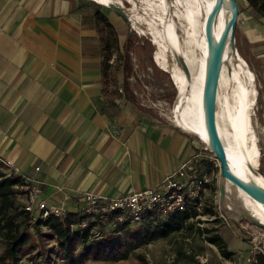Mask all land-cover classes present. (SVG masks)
I'll list each match as a JSON object with an SVG mask.
<instances>
[{"label": "crops", "instance_id": "1", "mask_svg": "<svg viewBox=\"0 0 264 264\" xmlns=\"http://www.w3.org/2000/svg\"><path fill=\"white\" fill-rule=\"evenodd\" d=\"M83 6L89 1L0 0V156L48 205L69 211L86 192L119 197L157 185L198 149L180 127L117 98L120 88L102 90L99 14L91 22Z\"/></svg>", "mask_w": 264, "mask_h": 264}, {"label": "rangeland", "instance_id": "2", "mask_svg": "<svg viewBox=\"0 0 264 264\" xmlns=\"http://www.w3.org/2000/svg\"><path fill=\"white\" fill-rule=\"evenodd\" d=\"M87 1H89V6H83L82 12H86V16H88V11H90L91 22H93L92 16L95 15V12L98 14L103 13L116 32L119 48L125 42L126 37L129 36L127 53L132 67L127 86L130 97L134 100V106L145 117L147 116L157 124H169L180 127L179 129L183 127V131L185 130L188 133L189 131L184 127L180 114L183 113L184 119L189 125L194 126V124L190 119L184 102H181L182 87L179 85L180 97L174 106L175 115H173L172 101L178 88L175 86L170 72L157 63L155 52L158 47L153 43L151 37L146 34V29L151 24L149 20L154 15L152 9L147 6V0H122L125 9L133 11L134 7L136 10L134 11L136 13V23L132 22L131 18L126 16L127 19H125L115 10L102 4L93 0ZM237 1L239 3V12L235 28V46L240 59L247 65L257 84L254 119L262 150L264 146V19L248 5L246 0ZM175 23L177 26L175 32L179 37L181 48L185 51L192 45L186 32L188 25L182 17L178 16L175 17ZM139 28L146 31L140 33ZM186 40L190 43L189 45ZM162 41L164 44V40ZM98 45L100 46L99 41ZM165 53L162 54L165 64L168 66L171 59ZM186 53L189 58H192V53L188 51ZM115 56L116 53L113 57ZM195 76V71L190 72L191 80ZM114 79L117 87L124 80L122 73L118 70L114 71ZM230 92L231 88H229L228 94H231ZM120 96H122V93L118 91L116 97L119 98ZM120 103L122 104V102ZM128 114H133L130 109H128ZM190 135L198 146L197 151L204 152L210 157H205L202 162V168L207 171L208 183L201 200L203 208L209 207L214 214L209 215L205 214L206 212H202L198 218L201 221L199 226L212 228L224 238L227 249L232 252L230 258L226 259L221 256L217 247L208 243L202 235H198L197 232H186V229H183L173 236L157 239L139 247L130 252L125 259L103 261L95 255L98 246L94 244V238L82 241L74 235L68 241L67 250L64 253L51 229L44 226L35 227L30 225L28 227L30 240L28 244L21 248L22 263L183 264L184 261L177 255V251L180 250L187 255L195 256V262L192 264H250V261H247L248 257H252L255 252H264V227L254 223L248 214L238 213L231 208L233 203H239L240 197H236L237 194L232 188H228V192L225 194L226 181L220 174L218 162L213 159V152L210 151L209 147L208 150H203V146L207 147L205 142L192 135V133ZM263 157V155L260 157V165L256 171L264 175ZM226 196L230 200L228 203ZM113 227L109 223H104V225H97L93 230L103 229L107 237ZM1 247L0 243V251ZM138 255H142L144 259L141 260Z\"/></svg>", "mask_w": 264, "mask_h": 264}, {"label": "bare ground", "instance_id": "3", "mask_svg": "<svg viewBox=\"0 0 264 264\" xmlns=\"http://www.w3.org/2000/svg\"><path fill=\"white\" fill-rule=\"evenodd\" d=\"M93 1L113 10L114 8L120 9L125 17L131 18L132 22L136 23V13L134 12L136 10L134 7L133 11L125 9L122 0ZM146 3L152 9L154 15L149 20L151 24L147 21L150 25L146 29L147 31L139 28L140 33L146 31V34L151 37L153 43L158 47L155 52V59L162 68L170 72L172 80H174L176 87L179 89V93V85L182 87V97H180V94L179 97L181 102H184L190 119L194 124V126L189 125L185 121L183 113H181L180 117L184 127L210 148L211 142L206 131L202 101L206 56L208 53L207 27L211 19L210 34L214 41L221 35L224 25L230 17L232 4L224 0L211 18L213 9L220 4V0H147ZM174 8L176 9L174 10ZM177 16L182 17L188 25L186 32L192 45L185 51L181 48L179 37L175 32L177 30L175 17ZM162 40H164V44ZM189 42L186 40L188 45L190 44ZM171 49L177 50L184 57L189 69V76L173 57ZM186 51L192 53V58L187 56ZM164 52L171 59L168 66L164 61L162 54ZM192 71H195L196 76L191 80L190 72ZM229 88H231V94H228ZM256 98L257 84L247 65L240 59L235 42L233 44V42L228 40L223 52L222 68L218 83L216 126L229 167L233 173L245 181H256L264 187V176L255 171L258 166L259 156L254 119ZM173 115H175V107ZM224 180L226 181L225 194L228 192V188H232L238 195L236 197H240L239 203H233L231 208L238 213L248 214L264 224V204L253 199L228 179ZM226 200L227 203L230 201L228 196H226Z\"/></svg>", "mask_w": 264, "mask_h": 264}, {"label": "trees", "instance_id": "4", "mask_svg": "<svg viewBox=\"0 0 264 264\" xmlns=\"http://www.w3.org/2000/svg\"><path fill=\"white\" fill-rule=\"evenodd\" d=\"M248 5L264 19V0H246ZM97 28L101 41V82L102 90L115 94L114 71L118 70L123 75V82L118 86L123 97L134 104L128 88V77L131 75V63L128 56V38L126 37L121 48L118 45L116 32L107 17L100 13L97 17ZM116 53V56L114 54ZM112 60H114L112 62ZM206 171V170H205ZM207 172V171H206ZM24 184L19 175L6 176L0 165V264H23L21 248L30 240L28 227H47L53 231L62 250H67V243L72 236L82 241L94 238V244L98 246L96 257L103 261H115L127 258L128 254L141 246H145L157 239L167 238L186 229V232H197L210 244L217 247L224 258H230L232 252L226 247L224 238L212 228L200 227L196 219L202 212L214 214L209 207L197 205L200 199H194L188 203L186 209L168 212L162 215L158 211H148L140 222L118 221V213L113 212L106 216H96L84 213L82 210L69 211L62 217L49 215L45 218L37 217L31 220V214L23 208L19 196L23 193L20 187ZM207 186V184H205ZM197 222V223H196ZM84 223V226L81 224ZM114 226L106 237L103 229L94 231L97 225ZM97 236V237H96ZM177 255L184 261L183 264L195 262L194 255L177 251ZM138 257L143 260L142 255ZM250 264H264V252H255L250 258ZM175 264V263H174Z\"/></svg>", "mask_w": 264, "mask_h": 264}, {"label": "built area", "instance_id": "5", "mask_svg": "<svg viewBox=\"0 0 264 264\" xmlns=\"http://www.w3.org/2000/svg\"><path fill=\"white\" fill-rule=\"evenodd\" d=\"M202 148L208 150L206 146ZM205 157L209 156L204 152L197 151L183 160L173 172L166 175L157 185L144 189H133L119 197H106L86 192L82 195L80 210L96 216H106L117 212L116 219L118 221L140 222L148 211H158L165 215L168 212L184 210L190 201L200 199L197 209L201 211V199L207 188L205 184L208 183L207 172L202 168ZM213 159L217 161L215 155ZM0 165L6 176L19 175L23 179L24 184L20 187L23 193L19 196V200L22 202L25 211L31 214L32 221L37 217L45 218L49 215L62 217L66 214V208L48 205L43 201L34 181L29 176L20 174L11 160L0 156ZM35 169L38 170L39 167H35ZM199 217L200 215L196 219ZM197 225L201 224L197 223ZM81 226H84V223ZM250 258L248 257L247 261H250Z\"/></svg>", "mask_w": 264, "mask_h": 264}, {"label": "water", "instance_id": "6", "mask_svg": "<svg viewBox=\"0 0 264 264\" xmlns=\"http://www.w3.org/2000/svg\"><path fill=\"white\" fill-rule=\"evenodd\" d=\"M223 1L224 0H220V4L214 7L213 9L214 11L212 13L211 18L213 17L215 12L219 9V6L223 3ZM227 1L231 2L232 4L231 13L228 21L224 25L221 35L217 37V39H214L213 41L210 34L211 19L209 20L207 27L208 53L206 56V72H205V79L203 84L202 101L204 105L206 131L211 142L209 149L211 152H213V154L215 155L218 161L219 171L222 178L228 179L232 184L242 189L253 199L264 204V187L258 184L256 181H245L244 179L240 178L235 173H233V171L230 169L228 159L216 126V100H217L220 71L222 68L223 52L226 42L228 40L233 42V44L235 42V28H236V22L239 12V3L237 0H227ZM114 10L122 17L127 19L120 9L114 8ZM171 53L173 57L178 61V63L183 67L186 74L189 76V69L187 67L186 60L184 59V57L180 55V53L177 50L171 49ZM179 94L180 93L178 89L172 101L173 108L176 104ZM250 219L254 223L264 227V224L261 223L256 218L250 216Z\"/></svg>", "mask_w": 264, "mask_h": 264}]
</instances>
